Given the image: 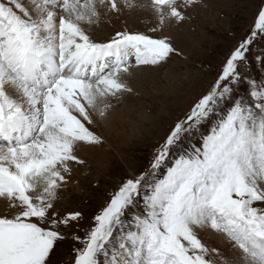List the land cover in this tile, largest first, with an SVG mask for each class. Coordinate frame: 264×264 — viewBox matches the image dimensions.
Wrapping results in <instances>:
<instances>
[{"label":"snow or ice","instance_id":"snow-or-ice-1","mask_svg":"<svg viewBox=\"0 0 264 264\" xmlns=\"http://www.w3.org/2000/svg\"><path fill=\"white\" fill-rule=\"evenodd\" d=\"M200 6L0 0V264H264V53L251 55L264 42V2L147 168L121 179L87 227L82 212L61 209L108 143L99 129L139 95L133 78L183 54L166 30ZM135 12L153 26L104 31Z\"/></svg>","mask_w":264,"mask_h":264},{"label":"rangeland","instance_id":"rangeland-1","mask_svg":"<svg viewBox=\"0 0 264 264\" xmlns=\"http://www.w3.org/2000/svg\"><path fill=\"white\" fill-rule=\"evenodd\" d=\"M262 2L203 0L206 6L192 9L189 20L166 30L183 54L162 67L141 71L133 78L132 84L139 95L127 97L117 106L111 126L99 129L108 143L89 155V168L77 171L79 185L70 189L62 201V211L82 212V225L87 227L121 179L131 171L147 168L168 128L208 89L226 54L249 33ZM141 17L142 22L146 20L144 25L136 22L132 26L129 15L125 14L103 25V29L105 32L124 28L146 32L154 20L148 12ZM259 53H264V42L251 55ZM79 234L83 236V231ZM73 245L70 236L61 244L62 260H71Z\"/></svg>","mask_w":264,"mask_h":264},{"label":"bare ground","instance_id":"bare-ground-1","mask_svg":"<svg viewBox=\"0 0 264 264\" xmlns=\"http://www.w3.org/2000/svg\"><path fill=\"white\" fill-rule=\"evenodd\" d=\"M145 12H135V13H131V14H128L129 15V19L131 20V22H132V26H134V24L137 22V23H141V24H145V21L146 20H144L143 22H142V20L144 19L143 17H141L143 14H144ZM152 20H154V18L152 19ZM126 23H128V19H127V21H126ZM171 27V26H170ZM147 69H150V70H152V68H147ZM146 70V69H145ZM145 70H143V71H145ZM140 73H142V72H138L137 74H140ZM205 238H207V242L209 243V244H212L213 246H221L220 245V242H219V240H218V238H216V237H208V236H206Z\"/></svg>","mask_w":264,"mask_h":264}]
</instances>
